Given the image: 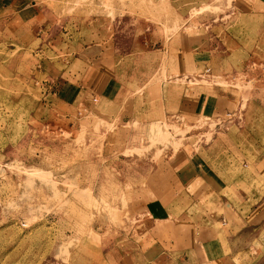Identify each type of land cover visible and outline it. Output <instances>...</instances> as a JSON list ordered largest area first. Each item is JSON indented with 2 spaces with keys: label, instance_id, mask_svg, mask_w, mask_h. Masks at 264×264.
Here are the masks:
<instances>
[{
  "label": "rangeland",
  "instance_id": "rangeland-1",
  "mask_svg": "<svg viewBox=\"0 0 264 264\" xmlns=\"http://www.w3.org/2000/svg\"><path fill=\"white\" fill-rule=\"evenodd\" d=\"M37 1V26L0 28V264H125L166 196L150 175L186 146L230 224L214 264H264V0ZM96 43L104 97L86 107L70 87L95 73L67 70ZM166 43L204 60L172 80L206 110L180 128L166 80L194 68L183 55L166 74Z\"/></svg>",
  "mask_w": 264,
  "mask_h": 264
},
{
  "label": "crops",
  "instance_id": "crops-1",
  "mask_svg": "<svg viewBox=\"0 0 264 264\" xmlns=\"http://www.w3.org/2000/svg\"><path fill=\"white\" fill-rule=\"evenodd\" d=\"M38 4L37 0H0V28H34L43 13ZM177 45L175 43L174 46H168L166 43L160 53L164 56L166 74L173 69L178 70L183 55L194 68L191 74L170 73L166 80V106L170 111L166 122H174L180 128L186 123L183 115L200 116L206 110L200 109L199 92L194 94L187 87L175 90L181 86L179 81L182 78L198 75L204 61L200 58V51H193L191 55L183 54V45ZM105 51V47L98 43L86 45L77 61L73 65L71 62L67 70L69 85H72V81H79V78L86 80V73H95L98 82L95 83V80L94 86L82 85L80 88L78 83L77 87H70L79 94L83 101L81 104L86 107H95L104 97V93H100L99 82L103 81L104 66L108 62ZM169 53L172 55L171 62ZM174 78L179 81H172ZM195 158L190 148L180 147L164 158L158 174L155 170L150 175L151 181L157 177V182L166 184L163 189L166 196L156 198L155 202H146L141 211L144 215L139 220L145 223L140 229L145 230L144 235L141 231L133 234V246L124 255L125 264H214L222 256L226 244L224 242L223 246L220 240L227 232L229 220L224 213L225 207L219 191L200 173L199 166L194 162Z\"/></svg>",
  "mask_w": 264,
  "mask_h": 264
}]
</instances>
